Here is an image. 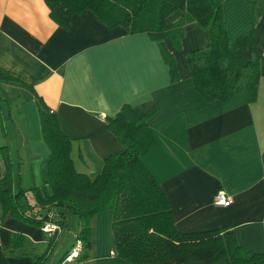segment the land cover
<instances>
[{
    "label": "crops",
    "instance_id": "0c3cea01",
    "mask_svg": "<svg viewBox=\"0 0 264 264\" xmlns=\"http://www.w3.org/2000/svg\"><path fill=\"white\" fill-rule=\"evenodd\" d=\"M226 2L222 1L221 12L228 38L226 18L234 35L251 29L258 33L264 55V0L254 22L253 0ZM182 13L171 12L166 23ZM162 41L174 61L173 82L155 41L145 33L107 28L88 10L70 16L60 27L48 17L43 0H0V74L31 86L55 113L60 129L71 139L70 158L76 171L92 179L103 158L122 149L105 128L104 116L112 115L122 103L149 100L154 113L146 125L156 143L141 161L164 191L176 230L228 226L243 250L263 251L264 78L259 79L252 102L246 101L242 87L224 101L204 102L191 88L184 57L207 44L206 31L188 22L182 26L178 49L167 38ZM0 128L12 186H18L20 168L26 163L35 181L39 162L47 155L36 107L26 90L5 82H0ZM218 191L230 197L227 206L212 204ZM96 218L97 214L90 228ZM10 233L24 237L15 252L25 256L2 250ZM44 247L45 236L38 227L7 215L1 221L0 264H31V256Z\"/></svg>",
    "mask_w": 264,
    "mask_h": 264
},
{
    "label": "trees",
    "instance_id": "16d2710c",
    "mask_svg": "<svg viewBox=\"0 0 264 264\" xmlns=\"http://www.w3.org/2000/svg\"><path fill=\"white\" fill-rule=\"evenodd\" d=\"M223 0H43L48 17L58 26L84 10L107 28L119 27L123 34L145 33L155 41L170 82L176 80L172 54L163 43L167 38L179 48L182 26L195 22L208 35L205 46L190 50L184 57L192 90L204 101H224L233 91L243 88L252 102L260 78H264V55L254 30L240 32L229 39L222 19ZM263 8V0H253L251 21ZM180 10L171 23L166 17ZM0 82L26 90L37 113L40 138L47 155L39 162L41 182L25 190L12 186L11 163L0 146V223L7 215L33 227H40L53 214L59 230L45 236L43 252L31 256V264H43L55 251L62 234L68 230V215L75 220L74 241L80 251L71 260L83 261L90 249L91 218L110 212L112 254L132 264H264V250H243L228 226L211 230L180 232L172 222L166 195L141 157L155 145L146 125L154 105L145 100L134 105L122 103L112 115L103 117L105 128L122 146L105 156L99 173L89 179L74 169L70 158L71 139L60 129L56 115L31 86L0 74ZM264 177V148L260 154ZM26 191L31 198L26 197ZM264 237V221L262 222ZM24 237L10 233L8 255L22 247ZM74 243V242H73ZM70 245L55 264H61Z\"/></svg>",
    "mask_w": 264,
    "mask_h": 264
},
{
    "label": "rangeland",
    "instance_id": "374dc122",
    "mask_svg": "<svg viewBox=\"0 0 264 264\" xmlns=\"http://www.w3.org/2000/svg\"><path fill=\"white\" fill-rule=\"evenodd\" d=\"M228 2L229 0H227L226 3ZM240 11L243 12V9H241ZM226 19L228 25L230 26V38L233 39L237 34H239V32L236 35H234V32L231 29V25H230L231 23L229 21V18ZM0 135H1V128H0ZM22 166L23 167L20 168V172H19L21 174V178L19 179L18 186L21 189L26 190L30 186V184H34V185L40 184L41 182L40 175L35 173V176L37 175V177H35V181H33L31 175L29 174L28 163ZM12 169L14 170V165ZM25 195L29 199L31 198L28 191H26ZM109 222H110V212L108 210L98 213L97 218L95 220L96 224L95 226H93V228L91 227V231H90L91 245H90V249L86 250L87 253L86 259L79 262H76L74 260H71L70 262L63 261L61 264H132L117 258L112 253L111 254L109 253V251L112 252L113 250L111 237H110ZM74 231H75L74 217L72 215H68V230L62 234L59 245L52 253V255H50L49 258L45 260L43 264H55L56 260L61 256V254L70 247L71 243L74 242L73 239Z\"/></svg>",
    "mask_w": 264,
    "mask_h": 264
},
{
    "label": "built area",
    "instance_id": "2783aa9c",
    "mask_svg": "<svg viewBox=\"0 0 264 264\" xmlns=\"http://www.w3.org/2000/svg\"><path fill=\"white\" fill-rule=\"evenodd\" d=\"M230 202V197L227 196L224 192L218 191L212 197V204L216 206H227ZM53 214H48L47 221H45L40 227V231L45 236H51L53 233L59 230L58 225L54 222ZM80 251V242L74 241L73 245L68 251V254L65 256L64 261L70 262L73 257H75Z\"/></svg>",
    "mask_w": 264,
    "mask_h": 264
}]
</instances>
